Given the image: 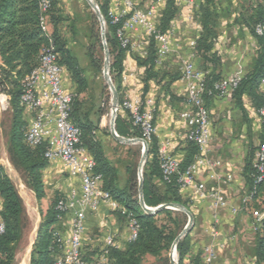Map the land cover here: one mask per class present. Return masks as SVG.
Segmentation results:
<instances>
[{
	"label": "trees",
	"instance_id": "obj_1",
	"mask_svg": "<svg viewBox=\"0 0 264 264\" xmlns=\"http://www.w3.org/2000/svg\"><path fill=\"white\" fill-rule=\"evenodd\" d=\"M51 8L47 16L52 23L50 35H47L41 28L40 0H0V92L10 98L12 113L11 128L9 132L8 150L12 164L23 172L25 182L33 190L36 198L40 201L45 197L42 170L47 165L44 157L45 145L32 146L24 138L28 120L25 118L27 110L21 103L23 92V79L36 67L40 53L47 45L49 36H52L59 54V63L67 72L75 84L74 98L72 101L71 119L81 130V145L87 149L96 162L95 172L101 175V186L109 191L114 199L135 215L139 223L137 238L128 241L124 249L111 247L109 249V264H142L141 258L145 254L161 257L162 253L168 251L179 229L178 211L162 209L155 214L146 213L139 203V180L134 177L126 179L120 185V176L117 166L107 157L103 141L98 135L99 121H92L88 113L82 109V103L78 99L80 92L88 88V79L85 69L82 68L77 58L72 55L66 42L60 35L58 24L61 22V15L57 7V0H51ZM111 0H102L98 6L105 22V38L110 54L109 74L118 92L119 103L122 102L124 91L122 89V76L125 65L124 60L131 45L123 47L117 36L121 23H113L110 17ZM214 0H197V7L194 9V16L198 19L201 30L195 43V50L206 61L217 64L218 57L213 52L214 43L217 40L215 29L216 19L212 9ZM179 12L176 0H167L162 11L159 24L156 27L161 32H167ZM90 32L87 44V56L91 65L102 69V61L98 57V50L101 48L100 23L97 16L90 11ZM264 20V8L252 19L251 29L258 22ZM256 35V34H255ZM257 36V35H256ZM260 49L256 66L243 76L233 95L240 102V96L248 92L253 100L256 109L264 107V93L259 94L258 86L264 77V38L257 36ZM148 47L145 55H135L137 64L144 68L143 89L139 96L144 99L148 97L150 81L161 82L160 65L157 63V43L153 36H147ZM103 48V46H102ZM207 72V89H212L215 82L222 77L215 69L204 68ZM63 72V74H64ZM179 75H172L164 83L168 88L170 83ZM213 96L212 94H206ZM98 115H103L102 108ZM153 125L154 119H153ZM262 135L259 144L264 143V124L262 123ZM116 132L126 138H142L141 129L133 124L128 110L119 109L115 118ZM102 132H105L102 130ZM148 146V158L145 161L142 173L143 199L147 206L157 207L165 203H179L186 207L191 213L192 210L181 194V185L176 178L171 181L163 179L158 147H156L155 134L146 141ZM190 142V155L181 162V168L185 169L191 164L198 154V147ZM258 146V145H257ZM257 146L252 147L246 159L244 171L247 175L249 187L253 183L255 168L253 166L254 151ZM264 187V181L258 186V195ZM0 197L3 200L0 210V219L4 223V232L0 234V264H14L18 245L24 234V206L22 199L13 181L4 173L0 167ZM59 197H55L48 208L41 212L37 237L32 245L30 264H54L56 257L60 254L59 235L55 224L64 216L66 211L57 208ZM194 216V215H193ZM195 221V219H194ZM259 239L258 255H264V221L258 231ZM190 232L182 237L177 243V264H185V258L190 251Z\"/></svg>",
	"mask_w": 264,
	"mask_h": 264
},
{
	"label": "crops",
	"instance_id": "obj_2",
	"mask_svg": "<svg viewBox=\"0 0 264 264\" xmlns=\"http://www.w3.org/2000/svg\"><path fill=\"white\" fill-rule=\"evenodd\" d=\"M67 1L72 3V0H57V7L61 10ZM132 1L139 9H152V19L155 24H159L167 0ZM110 6L115 10L116 5L113 0H111ZM262 8H264V0H214L212 9L215 13V29L218 35L213 47L218 61L214 65L197 53L195 45H190L191 41L196 42L201 30V25L194 16L190 2L179 6V12L172 21L174 33L170 37L171 51L159 63L161 82L151 80L148 92V97H152L154 101L156 147L167 143L170 154L181 162L185 161L191 153L190 142L187 138L188 125L182 117V113L188 110L185 84L179 78L173 80L168 88L164 87V83L172 75H179L181 61L186 58H190L201 70L204 68L215 69V72L219 73L222 78L229 77L238 70L246 75L256 66L258 59L260 43L251 29V21ZM49 27L52 30L50 23ZM127 36L133 47L124 60L122 89L124 95L134 97L142 92L144 74V68L137 64L135 55H145L148 38L141 30L127 31ZM63 81L66 90L75 91V84L67 72L63 74ZM258 92L259 94L264 93V85L258 86ZM78 99L82 103L84 112L88 113V117L94 122L99 121L101 130L98 131V135L103 141L107 157L116 166L109 156L110 143L107 141L109 135H104L102 132V130L105 131L103 129L105 114L98 115L94 99L88 96L87 90L80 92ZM205 100L212 133L211 156L222 161L217 172L220 175L231 174L232 179L223 184L211 178L210 170L205 167L200 169L197 179L204 182L208 189L219 188L229 203L238 205L241 197L249 188L244 167L251 148L259 144L263 131L262 122L247 91L241 94L240 102L233 94L223 97L207 96ZM32 117L31 112H25L28 123ZM116 142L119 141L116 140ZM0 167L15 184L17 172L10 160L8 146L0 148ZM118 171L120 185H123L125 183L124 176L119 169ZM42 179L45 197L40 201L26 182L21 180L28 199H30L29 190L34 193L35 200L39 203L48 199L49 196H52L53 199L55 197L63 198L74 192L79 194L81 191L79 176L71 173L60 158L47 160V165L42 170ZM18 193L22 199L24 211L30 215L29 217L33 221L32 226L35 233L26 249L25 256L22 257L17 250L14 264H30L32 245L37 237L42 219L41 212L45 211L50 204L41 207V209L38 207V216L32 215L35 212L27 211V207L30 208V203L26 204L21 193ZM181 194L188 202L195 219L193 229L190 231L191 247L185 258V264H204L203 250L209 243H213L217 247V258L213 264H264V255H258L259 239L262 236L261 234L259 236V230L254 231L252 228V210H264V187L255 204L249 205L246 209L239 210L234 214L229 208H219L216 211L217 223L214 222L213 211L209 208L208 201L201 199L192 187H182ZM2 205L3 200L0 197V210ZM71 219L72 213L66 212L55 224L57 233L63 239L70 236ZM213 228L218 230L217 236H212ZM111 233L115 238V247L124 249L128 242L125 217L118 211L112 210L105 202L99 203L94 210H86L81 244L85 264L95 263L105 245L106 236Z\"/></svg>",
	"mask_w": 264,
	"mask_h": 264
},
{
	"label": "built area",
	"instance_id": "obj_3",
	"mask_svg": "<svg viewBox=\"0 0 264 264\" xmlns=\"http://www.w3.org/2000/svg\"><path fill=\"white\" fill-rule=\"evenodd\" d=\"M115 10H110L113 23H121L117 36L123 47L132 44L127 36V31L141 30L146 36H153L157 43V63L171 51L170 37L174 33V26L167 32L157 29L152 19V9H139L132 0H113ZM177 4L184 5L190 2L192 11L197 7V0H176ZM51 0H40L42 30L50 35L47 12L51 8ZM257 36L264 38V20L254 27ZM195 41L190 45L194 46ZM64 69L59 63V54L56 50L54 39L49 36L48 43L43 47L36 67L22 81L23 92L21 103L25 109L33 114L28 123L24 138L32 146L45 145L44 157L47 160L60 158L70 169L71 173L79 176L81 191L72 193L68 197L60 198L57 208L72 213L70 236L63 239L59 235L61 252L56 257L54 264H85L81 252L82 237L84 233V220L86 210H94L99 203L105 202L112 210L118 211L126 219L128 236L127 241L137 238L139 223L135 215L122 206L112 194L101 186V175L95 172L96 162L85 147L81 145V130L71 119L72 101L74 93L66 90L63 81ZM181 80L186 88V104L188 110L182 113L187 121V138L198 147V154L194 161L185 169L181 168V161L173 157L167 148V143L158 146V157L163 179L171 181L176 178L181 187H192L197 195L207 200L209 208L213 211L214 222H218L217 210L229 208L232 213L246 209L258 200V186L264 181V143L258 144L254 151L253 166L255 175L251 187L240 199V204L233 205L223 196L219 188L208 189L204 182L197 179L201 168L210 170V177L226 184L231 181L232 175H220L217 169L222 161L211 156L210 143L212 133L210 128L209 112L205 100L206 94L213 96H227L239 86L243 73L241 70L234 72L226 78L215 82L212 89H207V72L197 68L190 58L183 59L180 64ZM260 84L264 85V77ZM152 97L142 99L139 95L129 97L124 95L119 109L128 110L133 124L141 129L143 139L148 141L155 134L154 107ZM10 106V98L0 92V113ZM261 122L264 124V107L257 110ZM264 210H252V228L258 231L263 225ZM4 232V223L0 219V234ZM212 236L218 235V230H211ZM115 247L114 235L108 234L105 245L94 264H109V249ZM204 264H213L217 258V247L209 243L203 250Z\"/></svg>",
	"mask_w": 264,
	"mask_h": 264
},
{
	"label": "rangeland",
	"instance_id": "obj_4",
	"mask_svg": "<svg viewBox=\"0 0 264 264\" xmlns=\"http://www.w3.org/2000/svg\"><path fill=\"white\" fill-rule=\"evenodd\" d=\"M98 5L102 0H93ZM62 19L58 24L60 35L62 39L66 42L67 47L70 49L72 55H74L79 65L85 69V74L88 79V96L94 99L95 110L98 111L102 108L105 117L103 119L104 124V135L108 136V143H110L109 156L116 164L117 168L121 171L124 176V181L129 177H134L137 181L139 180V170L140 167L144 169V164L142 165V155L143 146L141 143H124L116 142L115 138L110 133L111 118H112V93L110 91L109 85L103 75V66L105 53L104 49L99 48L98 57L102 61V69L97 70L92 65L87 56V44L89 41L90 32V11L93 12L89 3L86 0H72V3H67L63 8H58ZM94 13V12H93ZM49 23L52 28V23ZM12 113L11 108L2 111L0 113V148L3 146H8V136L11 128ZM16 178L15 187L18 192L21 193L26 204L30 203V208L27 206V211L35 212L32 215L38 216L37 209L49 205L53 200V197L49 196L48 199L39 203L35 200L34 193L29 190L30 199L24 192V187L21 185V180H24L23 172L16 167ZM50 193V191H49ZM30 215L24 211V237L20 244L18 245V252L21 256H25L26 249L28 248L31 238L34 237L35 229L32 226V220ZM33 217V216H32ZM179 219V231L177 235L183 230L184 226L188 222V216L182 211H178ZM193 229V228H192ZM162 253L161 257H155L150 254H145L141 258L142 264H170L169 252ZM178 260V255H177Z\"/></svg>",
	"mask_w": 264,
	"mask_h": 264
},
{
	"label": "water",
	"instance_id": "obj_5",
	"mask_svg": "<svg viewBox=\"0 0 264 264\" xmlns=\"http://www.w3.org/2000/svg\"><path fill=\"white\" fill-rule=\"evenodd\" d=\"M90 7L92 8L94 14L97 16L99 23H100V35H101V42L102 46L104 49L105 53V58H104V66H103V75L109 85L110 91L112 93V118H111V127H110V133L111 135L119 142H124V143H141L143 146V155H142V165L145 164V161L148 158V146L147 142L143 138H126L123 136H120L116 130H115V118L117 115V107L119 104V96L118 92L113 84V81L110 77L109 74V64H110V54H109V49L107 47V42L105 38V22L103 20V16L100 12L99 6L95 3L93 0H86ZM142 168L140 167L139 170V203L142 208V210L146 213L150 214H155L156 212L162 210V209H172L176 211H182L186 213L188 216V222L184 226L183 230L177 235V237L174 239L172 245H171V250L169 252V260L170 264H177V261L175 262L173 259V250L177 248V243L178 241L184 237L186 234H188L193 226H194V216L193 214L182 204L179 203H165L161 204L157 207H149L145 204L144 199H143V187H142Z\"/></svg>",
	"mask_w": 264,
	"mask_h": 264
},
{
	"label": "bare ground",
	"instance_id": "obj_6",
	"mask_svg": "<svg viewBox=\"0 0 264 264\" xmlns=\"http://www.w3.org/2000/svg\"><path fill=\"white\" fill-rule=\"evenodd\" d=\"M173 259H174V261L176 262L177 261V250H173ZM27 261V260H26ZM28 262V261H27ZM26 264V263H25Z\"/></svg>",
	"mask_w": 264,
	"mask_h": 264
}]
</instances>
